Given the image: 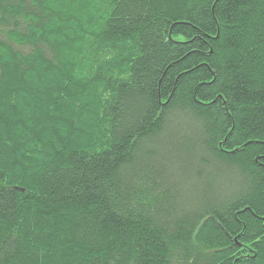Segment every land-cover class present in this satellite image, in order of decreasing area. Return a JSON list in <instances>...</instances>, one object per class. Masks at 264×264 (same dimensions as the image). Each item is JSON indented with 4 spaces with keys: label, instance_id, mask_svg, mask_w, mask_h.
<instances>
[{
    "label": "trees",
    "instance_id": "16d2710c",
    "mask_svg": "<svg viewBox=\"0 0 264 264\" xmlns=\"http://www.w3.org/2000/svg\"><path fill=\"white\" fill-rule=\"evenodd\" d=\"M0 264H264V0H0Z\"/></svg>",
    "mask_w": 264,
    "mask_h": 264
}]
</instances>
